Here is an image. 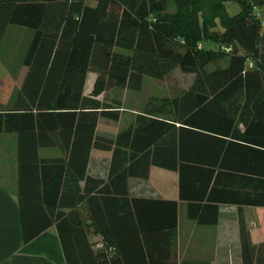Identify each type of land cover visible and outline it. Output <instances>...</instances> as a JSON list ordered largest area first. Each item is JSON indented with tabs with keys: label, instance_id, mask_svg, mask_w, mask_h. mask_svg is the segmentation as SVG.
I'll list each match as a JSON object with an SVG mask.
<instances>
[{
	"label": "trees",
	"instance_id": "16d2710c",
	"mask_svg": "<svg viewBox=\"0 0 264 264\" xmlns=\"http://www.w3.org/2000/svg\"><path fill=\"white\" fill-rule=\"evenodd\" d=\"M231 1L239 7L233 15ZM257 11L264 14V0H0V43L9 25L33 31L16 81L0 66V102L18 85L13 106L0 110V133L17 138L22 242L55 225L66 264H123L121 235L136 226L141 202L167 209L174 242L177 202L128 193V178H147L151 166L178 173L179 199L198 224H215L221 203L264 206ZM216 18L221 30L211 27ZM176 66L194 74L179 95L149 97L113 139L96 134L98 119L118 120L121 104L96 96L139 90L144 76L162 80ZM88 72L96 77L85 96ZM44 146L62 155L40 157ZM93 148L111 152L104 179L87 174ZM241 247L242 264H264V243L253 244L243 225Z\"/></svg>",
	"mask_w": 264,
	"mask_h": 264
},
{
	"label": "crops",
	"instance_id": "0c3cea01",
	"mask_svg": "<svg viewBox=\"0 0 264 264\" xmlns=\"http://www.w3.org/2000/svg\"><path fill=\"white\" fill-rule=\"evenodd\" d=\"M95 77L94 72L87 73L83 90L85 96L89 95ZM114 88L96 96L100 101L117 100L121 103L118 120L100 117L97 122L96 134L112 139L120 129L131 124L137 114L143 112L146 104L143 101L139 106H134L133 103L126 105L127 92L121 90V94L116 95L113 94ZM17 89L18 85L12 87L7 100L0 102V110L13 106ZM122 89L128 91L127 88ZM37 153L45 158L62 155L57 146L39 147ZM110 158L111 152L108 150L91 149L87 174L106 178ZM17 167L16 135L0 133V264H66L55 225L28 243L22 242L17 203ZM127 187L131 197L175 200L177 226L174 242L168 241L165 226L170 223V214L167 209L150 202L139 203V217L134 212L133 218L136 226H131L121 235L119 249L123 264H242V225L253 244L264 243V206L221 203L218 205L215 224H198L187 215L188 203L179 199V179L176 171L151 166L147 178L129 177ZM198 208L201 211L202 206ZM207 217H210V213ZM157 222L164 226L155 227ZM148 232L150 235L159 232V239L151 240ZM89 238L94 246L99 244L98 235L91 234ZM20 246L29 248L32 252L41 251L47 258H34L25 253L12 257L11 254ZM57 259L60 262H56Z\"/></svg>",
	"mask_w": 264,
	"mask_h": 264
},
{
	"label": "rangeland",
	"instance_id": "374dc122",
	"mask_svg": "<svg viewBox=\"0 0 264 264\" xmlns=\"http://www.w3.org/2000/svg\"><path fill=\"white\" fill-rule=\"evenodd\" d=\"M226 5L227 12L231 15L239 11V7L236 2L231 1L226 3ZM211 27L215 30H221L218 18L215 19V24ZM32 32V29L27 27L9 25L6 28L5 34L0 43V66L4 68L14 81H16L19 72L23 69L21 64L22 57L28 46ZM210 43V47L216 49V44L212 42ZM218 63L221 66H224L226 64V60L219 61ZM212 67H214V64L210 63L208 68L211 69ZM193 77V73L183 72L178 66H176L162 80L146 75L143 78L142 85L139 90L128 89V91H125L122 87H115L113 94L120 95L121 90H124V92H127L126 105L133 103L134 106H139L143 101H147V99L151 96L171 97L179 95L191 83ZM24 253L34 258H47L44 255L45 253L41 251L32 252L31 249H24L23 246L18 247V249L14 252V254H11V256L13 257ZM56 262H60V259H57Z\"/></svg>",
	"mask_w": 264,
	"mask_h": 264
},
{
	"label": "built area",
	"instance_id": "2783aa9c",
	"mask_svg": "<svg viewBox=\"0 0 264 264\" xmlns=\"http://www.w3.org/2000/svg\"><path fill=\"white\" fill-rule=\"evenodd\" d=\"M256 14L259 16L260 20L262 21V24H264V14H262L260 11H257ZM226 50L229 51L230 47L226 48ZM248 65L251 66L252 62H249ZM97 246H99V244Z\"/></svg>",
	"mask_w": 264,
	"mask_h": 264
}]
</instances>
